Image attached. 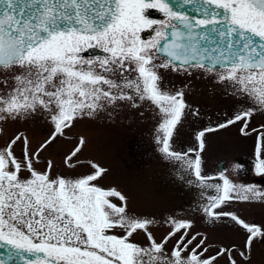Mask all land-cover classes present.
<instances>
[{"label": "snow or ice", "instance_id": "6c2138e0", "mask_svg": "<svg viewBox=\"0 0 264 264\" xmlns=\"http://www.w3.org/2000/svg\"><path fill=\"white\" fill-rule=\"evenodd\" d=\"M150 9L164 18L150 19ZM165 74L188 82L176 86ZM193 77L211 79L237 103L223 122L196 133L195 148L178 150L185 117L200 116L186 99ZM125 106L153 114L156 151L180 179L190 172V184L215 189L186 211L213 224L229 218L241 244L214 247L192 233L187 215L168 216L169 231L157 240L150 230L157 221L101 183L108 168L88 160L87 171H77L88 141L72 129L111 120ZM257 114H264V0H0V125L43 119L50 127L35 147L19 130L0 143V264H251L264 224L222 209L264 200V190L235 184L224 171L205 176L202 152L206 133L240 124L247 135ZM57 140L73 142L61 159L70 174L44 155ZM255 156L264 175V125ZM140 233L146 242L133 239Z\"/></svg>", "mask_w": 264, "mask_h": 264}, {"label": "rangeland", "instance_id": "374dc122", "mask_svg": "<svg viewBox=\"0 0 264 264\" xmlns=\"http://www.w3.org/2000/svg\"><path fill=\"white\" fill-rule=\"evenodd\" d=\"M165 81L172 82L176 86L188 82L184 77L174 74H165ZM186 99L193 108H199L200 116L185 117L175 141V147L178 150L195 148L196 133L205 128L214 127L218 122H223L226 118L224 114H230L232 106L237 103L232 97L226 96L222 86L215 84L211 79L196 77L191 79V87ZM141 112H144L143 116L139 114ZM253 118L262 120L264 114L263 117L257 114ZM156 123L150 111L125 106L111 120L106 115H102L95 122H79L72 132L84 135L88 141L81 153L85 167L77 171H87L88 160L108 168V175L101 183L106 186H117L130 197L131 209L150 219L158 220L179 214L181 205H188L183 207L186 210H195L199 208L198 201L202 203V198L199 197V186L189 183V180H192V174L190 173V176L188 173L185 179H180L177 168L162 160L156 151L153 136ZM17 130L26 134L35 147L38 142L47 137L50 127L43 119L3 125V133L6 136L14 134ZM240 138V124L206 133L205 149L202 152V171L205 176L216 177L213 173L216 171L218 162L223 158L225 165L222 171L225 174L229 172L230 152L237 148L239 151V143L236 141ZM72 143L68 140H57L51 149L44 153L55 162L61 173H71L70 169L63 167L61 159ZM215 181V184L220 183L216 179L207 182L214 185ZM241 203L242 201H233L225 205L222 210H232L236 213L248 212L241 208Z\"/></svg>", "mask_w": 264, "mask_h": 264}, {"label": "flooded vegetation", "instance_id": "af4514ba", "mask_svg": "<svg viewBox=\"0 0 264 264\" xmlns=\"http://www.w3.org/2000/svg\"><path fill=\"white\" fill-rule=\"evenodd\" d=\"M147 12L150 19L159 20L164 18L157 9H150L147 10ZM149 36V31L142 33V37L144 38H149ZM86 55H88V53H86ZM261 117H263V114H261ZM261 125H264V118H262V120H260V118L257 120L253 118L248 128V134H241L240 140L236 141L239 143V151L236 146L235 148L237 149L231 150L229 172H227L226 175L230 176L235 184L252 185L260 190H264V175H258L255 171V148ZM253 129H256L257 131L254 132ZM6 137L7 136L3 133V125H0V143H2ZM224 165L225 159L223 158L218 162L216 171L213 173V176H218L219 172L223 170ZM189 175L191 176L190 172ZM191 178L192 180L195 179L194 176H191ZM215 183L216 181L214 182V185ZM199 191V197L202 198V203L198 201L199 207L209 196H214L217 194L214 188L201 189L199 187ZM184 206L188 205H181L179 207V210L181 212L179 214H175V216L184 217L185 215H187L192 217L195 221L194 227L192 228L193 234L199 232L202 236H207L208 243L212 244L214 247L219 245H231L233 243L237 245L241 244L243 232L229 218H224L220 221H217L215 224L209 223L203 217L202 213L194 214L187 212L186 209L183 208ZM240 206L241 208H244V211L247 210L248 212L236 213L232 210L223 211L234 212L241 218L249 222L264 224V200H251L247 202L242 201ZM183 211H185V213H183ZM166 218L167 217L156 220L157 223L152 225L150 228L157 240L162 239L165 235H167L169 231L168 225L164 223V220ZM133 239L138 242H146V238L144 237L143 233L136 235L135 237H133ZM171 246L172 244L170 243L169 247ZM251 264H264V243H261L259 240H257L252 248Z\"/></svg>", "mask_w": 264, "mask_h": 264}, {"label": "water", "instance_id": "95a60500", "mask_svg": "<svg viewBox=\"0 0 264 264\" xmlns=\"http://www.w3.org/2000/svg\"><path fill=\"white\" fill-rule=\"evenodd\" d=\"M92 54H99V50H94Z\"/></svg>", "mask_w": 264, "mask_h": 264}]
</instances>
